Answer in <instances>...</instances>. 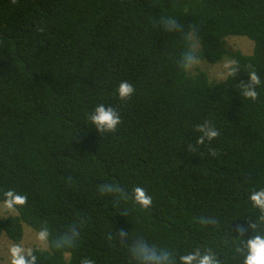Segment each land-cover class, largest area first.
Masks as SVG:
<instances>
[{"label":"trees","instance_id":"1","mask_svg":"<svg viewBox=\"0 0 264 264\" xmlns=\"http://www.w3.org/2000/svg\"><path fill=\"white\" fill-rule=\"evenodd\" d=\"M232 36L254 49L231 55L225 80L189 73L197 56L227 57ZM101 104L120 117L114 132L92 123ZM253 196L264 0H0V203L16 210L0 237L20 244L28 226L48 242L15 264H247L264 241Z\"/></svg>","mask_w":264,"mask_h":264},{"label":"rangeland","instance_id":"2","mask_svg":"<svg viewBox=\"0 0 264 264\" xmlns=\"http://www.w3.org/2000/svg\"><path fill=\"white\" fill-rule=\"evenodd\" d=\"M191 39L194 41L193 48L195 52L199 53L202 49L199 40L193 36H191ZM225 45L230 54L227 57L225 56L226 58L224 57L221 62L211 64L197 56L188 65L189 73L196 74L199 71H204L209 74L210 79L213 81L225 80L234 64L231 55L237 50H241L245 54H251L254 49V42L245 36L228 37ZM11 214H16V210L7 203H0V217H7ZM24 231V238L20 244L14 243L6 234L0 237V264H15L18 254L26 253L34 247H47L48 242L39 232L28 226L24 227Z\"/></svg>","mask_w":264,"mask_h":264},{"label":"clouds","instance_id":"3","mask_svg":"<svg viewBox=\"0 0 264 264\" xmlns=\"http://www.w3.org/2000/svg\"><path fill=\"white\" fill-rule=\"evenodd\" d=\"M252 80L255 83H258V78L253 74ZM134 92V87L128 82H121L118 88L119 97L121 100H125L126 98H130ZM256 93L254 91H247L245 96L250 97L252 99L256 98ZM92 123L101 131V132H114L117 128V125L121 123L119 115L116 111L108 107L105 108L104 105H98L91 116ZM200 131H204V128L201 127ZM207 138L212 140L216 138L219 133L216 130L210 129L206 133ZM203 137L198 141V143H203ZM137 193V199L140 203H142L145 207L149 206L152 203V200L149 196L145 194V192L137 188L135 189ZM11 193H9L10 195ZM16 200L23 201V197H16ZM253 199L258 203L264 205V200H262L259 196H253ZM18 264H24L21 260ZM202 264H209L208 259L202 262ZM247 264H264V241L257 240L252 244V254L249 256Z\"/></svg>","mask_w":264,"mask_h":264}]
</instances>
